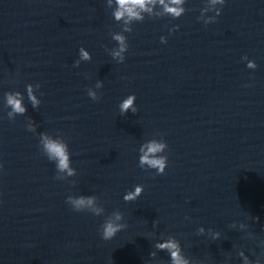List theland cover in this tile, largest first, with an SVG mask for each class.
<instances>
[{
  "label": "clouds",
  "instance_id": "obj_1",
  "mask_svg": "<svg viewBox=\"0 0 264 264\" xmlns=\"http://www.w3.org/2000/svg\"><path fill=\"white\" fill-rule=\"evenodd\" d=\"M226 0H204V5L200 9V15L197 17L198 21H202L205 26L215 23L217 18L221 15L223 6ZM186 0H107L108 7L112 8V16L115 21L121 23V31L112 32L111 37L117 43V46L109 50V55L117 62L123 63L125 61V53L128 51L127 37L124 33L132 32V25L136 22H143L145 17L160 18L171 17L172 19H178L185 14L187 9L185 8ZM159 7L160 11H156ZM208 13H213L208 15ZM179 25H174L169 32H175L178 30ZM161 43H167L166 37L160 38ZM91 54L84 47L79 48V59L74 62V67H79L81 61H90ZM247 61V67L249 69H256L257 64L254 60H249L247 55L241 58ZM103 87L102 81H97L95 89ZM40 88V84L37 83L27 84L26 92L27 98L32 108L36 109L41 104V100L37 98L35 94ZM87 95L93 101H98L100 96L93 88L87 89ZM6 106L10 108L7 112V118L9 120L15 119L17 115H24L27 112V108L24 104V96L19 91H9L4 94ZM135 94H130L124 98L118 105L120 113L122 115L131 111L136 113L138 111L136 105ZM27 130L30 132L36 131V125L29 118V122L26 125ZM39 147L43 155L51 162L55 163L56 167V179L66 180L68 177H74L77 175L76 169L71 166V153L69 151L68 143L64 137L57 133L55 136L48 132H41L39 134ZM168 145L162 138L150 139L142 143L139 147V161L138 166L145 170H155L157 175H163L168 163V157L166 150ZM2 167V166H0ZM71 183H75L72 181ZM143 185H135L134 190L126 192L123 199L126 202L135 201L143 193ZM66 203L75 212L91 213L93 216H101L105 213L104 207L100 204L99 198L95 195H68L66 197ZM190 219V217H185ZM124 220L123 213L121 211L114 210L109 214L103 223L99 227V232L103 240L112 239L118 232L125 229L127 224L122 222ZM155 226V222H154ZM235 223L231 227H235ZM244 227L243 224L240 225ZM209 231H212L209 229ZM205 229L200 227L197 229V234H204ZM220 233L215 232L213 238H219ZM264 246V241H261ZM156 248L166 251L170 256V264H190V259L185 257L182 253L180 242L174 237H170L162 243H157ZM150 256H155V253H150ZM239 256L243 257L244 264H261V259H256L254 262L249 260L248 256L243 251L239 252Z\"/></svg>",
  "mask_w": 264,
  "mask_h": 264
}]
</instances>
